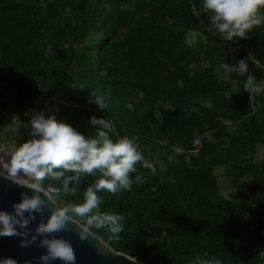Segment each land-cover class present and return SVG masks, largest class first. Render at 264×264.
<instances>
[{"label": "trees", "instance_id": "trees-1", "mask_svg": "<svg viewBox=\"0 0 264 264\" xmlns=\"http://www.w3.org/2000/svg\"><path fill=\"white\" fill-rule=\"evenodd\" d=\"M214 33L202 0H0V134L15 123L18 146L43 113L88 138L92 117L112 123L113 139L133 138L144 159L131 190L98 193L99 211L123 216L125 230L94 234L145 264H264V92L246 87L264 81V24L232 42ZM241 59L244 73L220 67ZM216 169L233 171L238 199L220 195ZM96 179L53 199L81 203Z\"/></svg>", "mask_w": 264, "mask_h": 264}, {"label": "clouds", "instance_id": "clouds-1", "mask_svg": "<svg viewBox=\"0 0 264 264\" xmlns=\"http://www.w3.org/2000/svg\"><path fill=\"white\" fill-rule=\"evenodd\" d=\"M202 10L209 15L214 34L229 42L235 38H247L255 26L264 24V0H202ZM185 41L190 47L194 46L195 33L189 32ZM220 67L244 73L248 70V63L241 59L235 65L222 63ZM254 79L249 77L246 87L257 93L264 92V81L253 85ZM91 98L100 109L108 108L104 94L92 91ZM90 123L98 125L99 130L95 137L88 138L54 115L45 118L43 113H35L29 122L31 138L0 161V176L32 190L31 195L22 192L20 199L12 204L11 211L0 210V237L15 236L20 238L22 247L36 245L43 248L37 264H54L56 261L76 264L72 241L58 234L69 231L70 225L78 218L83 221L76 228L81 241L89 239L95 230H106L110 239H117L125 230L123 216L99 211L101 197L98 193L117 194L131 190V174L144 156L133 138L111 137L108 130L112 123L109 120L92 117ZM208 139L211 141L212 137L208 136ZM193 143L201 144V138H195ZM176 151L182 152L183 148L177 147ZM85 176H98V179L84 190L82 202H67L44 218L48 199L63 200L66 194L77 192V186ZM49 177L61 180L62 185L45 189L44 181ZM38 217L39 223L33 229L30 225ZM0 264L18 262L12 257H3ZM196 264H222V261L197 257Z\"/></svg>", "mask_w": 264, "mask_h": 264}, {"label": "water", "instance_id": "water-1", "mask_svg": "<svg viewBox=\"0 0 264 264\" xmlns=\"http://www.w3.org/2000/svg\"><path fill=\"white\" fill-rule=\"evenodd\" d=\"M25 191L29 195L32 193V190L26 186L15 185L0 176V210L11 211L12 204L18 201L21 193ZM41 195L43 196L44 193L41 192ZM56 208H59L56 201L53 198L48 199L47 207L44 210V218H47ZM38 223L39 217L30 227L34 229ZM79 224L81 223L76 221L70 225L69 231L58 234L72 241L77 257L76 264H144L125 253L115 251L95 234L91 235L89 239L81 241L76 231ZM43 252L44 249L36 245L22 247L18 237H0V258L12 257L17 260L18 264H25L26 261L37 264V257ZM54 264H62V262L56 261Z\"/></svg>", "mask_w": 264, "mask_h": 264}, {"label": "rangeland", "instance_id": "rangeland-1", "mask_svg": "<svg viewBox=\"0 0 264 264\" xmlns=\"http://www.w3.org/2000/svg\"><path fill=\"white\" fill-rule=\"evenodd\" d=\"M241 97H238L236 99V102L241 101ZM34 107V108H33ZM36 106H32L33 110H36ZM43 110H46V106L44 107ZM17 125L13 123L10 127H8L5 131H3L0 134V141L6 144H15V131H16ZM256 159L257 161H261L264 157V149L262 146H259L257 148V154H256ZM148 166H152L148 164ZM158 174V173H156ZM215 174L218 178L219 185H220V195L224 199L228 200H236L238 199L239 193L235 189L236 185L234 183L235 175L232 170L229 169H216ZM142 262V261H140ZM144 263V262H142ZM145 264V263H144Z\"/></svg>", "mask_w": 264, "mask_h": 264}, {"label": "built area", "instance_id": "built-area-1", "mask_svg": "<svg viewBox=\"0 0 264 264\" xmlns=\"http://www.w3.org/2000/svg\"><path fill=\"white\" fill-rule=\"evenodd\" d=\"M17 145L0 142V161L6 159Z\"/></svg>", "mask_w": 264, "mask_h": 264}]
</instances>
